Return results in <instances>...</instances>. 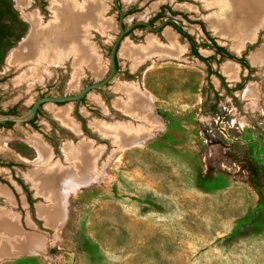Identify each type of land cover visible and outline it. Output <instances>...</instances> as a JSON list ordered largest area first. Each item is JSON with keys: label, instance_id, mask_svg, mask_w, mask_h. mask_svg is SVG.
<instances>
[{"label": "rangeland", "instance_id": "rangeland-1", "mask_svg": "<svg viewBox=\"0 0 264 264\" xmlns=\"http://www.w3.org/2000/svg\"><path fill=\"white\" fill-rule=\"evenodd\" d=\"M27 1L21 8L17 0H0L1 112L15 109L21 116L40 98L75 96L103 81L120 23L127 30L153 19L157 31L133 27L124 35L118 71L104 87L79 101L43 104L33 124L0 128V186L9 192L21 230L43 243L36 252L0 256V264H264V8L252 33L237 43L216 31L223 16L201 0H101L110 27L104 34L89 31L100 74L84 68L73 87L72 58L48 65L41 83L21 81L29 67L7 64L31 32L28 15H38L44 26L51 22L48 0ZM170 23L191 36L204 61H196ZM166 31L183 49L180 56H153L132 66L120 55L124 43L141 47L147 38L165 48ZM227 65L233 74L226 73ZM116 85L135 87L150 102L154 124L140 142L118 146L93 127L140 125L116 108L126 98ZM59 109L68 112L76 132L55 118L52 110ZM32 136L62 167L68 165L65 145L85 141L100 151L86 184L60 188L62 220L55 228L38 217L37 205L46 200L27 178L39 162ZM6 207L0 196V209Z\"/></svg>", "mask_w": 264, "mask_h": 264}, {"label": "bare ground", "instance_id": "bare-ground-1", "mask_svg": "<svg viewBox=\"0 0 264 264\" xmlns=\"http://www.w3.org/2000/svg\"><path fill=\"white\" fill-rule=\"evenodd\" d=\"M48 1L51 22L44 26L38 15L29 13L30 15L26 19L31 24V32L27 39L21 42L19 48L10 53L7 64L15 67H29L28 73L23 75L21 81L30 80L41 83L46 78V75L49 76L46 71L48 65L61 66L66 59L70 60L72 58L74 72L70 86L76 87L84 68L88 69L94 76L100 74L101 68L97 62L99 55L96 54L97 56L95 57V50L89 43L91 34L89 31L96 29L104 34L110 25L102 17L103 5L101 0H83L82 3H77L76 0ZM201 1L205 3L206 7L215 8L222 14L223 20L218 23L219 26L216 31L228 33V35L232 36V40H237V43L241 36L254 30V23H256V20L259 21L261 19L260 13L263 12L261 10L264 8V0ZM27 2V0H17L21 8L25 7ZM211 25L214 27V23ZM172 34V32H164L167 40L165 48L161 47L160 43L155 40L147 38L146 45L144 44L145 46L141 47L134 46L131 43H124L121 47L120 55L132 61V66H137L140 61L149 60L153 56L164 57L166 54L172 56L173 53L178 56L177 52L180 53L183 49L180 50L179 46H176V40L174 34ZM241 43L245 45V41ZM252 61L259 63L257 60ZM227 67L228 65L226 66V69H228L226 73L233 74V68ZM115 89L126 97L125 100L122 99L123 101L115 104L116 108L136 119L140 122V125L132 127L127 124L106 125L98 122L92 123L93 127L101 136L110 138L113 140V144L118 146L130 145L144 140L146 135L149 134V132L146 133V130H148L146 126L153 127L152 124H154L150 117L151 105L149 100L136 91L135 87L130 88L127 86L123 88L116 85ZM249 93V96L253 98V91L249 90ZM255 96L256 94H254L253 100L256 98ZM52 111L56 119L70 130L76 132L78 127L76 128L72 119L68 117L66 110ZM28 139H30L38 152L39 162L34 166L32 172L29 171L27 178L36 194L46 200L45 205H37V214L38 217L45 221L46 226L55 228L62 220L60 188L72 182L86 184L92 178V174L96 172L94 163L97 164L95 160L96 157L98 158V152L100 151L93 150L92 146H90L91 143L88 144L85 141L75 147L70 146V144L65 145L63 148L64 160L68 162V165L62 167L56 162L52 163L53 159L51 162L53 156L49 150L50 148L43 143L42 139L34 136ZM0 196L6 198L7 205L6 208L0 209V256H12L22 252L38 251L43 247L41 239L34 234H28L21 230L17 217L11 212L9 192L3 186H0Z\"/></svg>", "mask_w": 264, "mask_h": 264}, {"label": "flooded vegetation", "instance_id": "flooded-vegetation-1", "mask_svg": "<svg viewBox=\"0 0 264 264\" xmlns=\"http://www.w3.org/2000/svg\"><path fill=\"white\" fill-rule=\"evenodd\" d=\"M102 2V1H101ZM115 3H116V6L117 7H119V4H118V1H115ZM116 6H114L115 8H116V10L119 12L120 10L116 7ZM13 9H14V7H13ZM15 10H19V9H17V8H15ZM20 11V10H19ZM103 13H104V8H103ZM120 14V19L119 20H121L122 19V16H123V14L122 13H119ZM133 17H131L130 18V20L132 19ZM153 20V19H152ZM150 21L149 23H147V25H144L143 23H136L135 25H133L132 27H130L129 29H127V30H124L123 29V27H122V25H121V23L119 24V26H118V29H119V33H118V37H117V39H115V41H114V44H113V46H112V49H113V47L114 46H116L115 47V53H114V67H115V73H114V76L116 75V73H117V71H118V69H117V63H116V59L118 58V47H119V44L121 43V41L124 39V35L128 32V31H132V30H134V28L133 27H136V28H138V27H140V28H143V27H147V28H149V29H151V32H155V31H157L156 29H154L153 27H152V22L153 21ZM168 25H170L173 29H174V31L172 30V28L170 29L176 36H179V37H181V38H184L185 40H187V43H188V45H189V47H190V53H191V55L193 56V57H196V61H198V59L199 60H201V61H204V58L203 57H201V55L199 54V52H198V50H197V48H196V45H195V42L193 41V39L191 38V36L188 34V33H186L183 29H181V28H179V27H177V26H175L174 24H168ZM133 28V29H132ZM169 29V28H168ZM164 37V36H163ZM158 43L160 42V41H157ZM162 44V43H161ZM112 49H111V51H112ZM215 51L216 52H220L221 50H220V48H218V47H216L215 48ZM110 56H111V52H110ZM110 56H109V64H110ZM175 56H177V55H175L174 53L172 54V56H168L167 54L164 56V57H175ZM109 72H111V64H110V71ZM43 98H45V97H43ZM40 99H42V98H40ZM81 100V99H80ZM35 103V102H34ZM33 103V104H34ZM33 104L30 106V108L33 106ZM43 104H45V103H43ZM43 104H41L40 106H39V108L36 110V112H35V114H34V116L29 120V121H26V122H12V121H2V122H0V128H2V129H9L10 127H12L15 123H17V124H23V125H26V124H33V121H34V118L36 117V115L40 112V108H41V106L43 105ZM58 104H60V103H58ZM57 105V104H56ZM29 108V109H30ZM28 109V110H29ZM27 110V111H28ZM4 116H13V117H19V114L17 113V112H15V109H10V110H7L6 112H1V110H0V117H4ZM3 162L2 161H0V165L2 164ZM6 166H8L7 168H9V163H6ZM16 182L18 183V185H19V188L21 189V191L23 192V193H25V187H24V183L22 182V180L21 179H16ZM26 199V198H25ZM19 205V202L17 201V206Z\"/></svg>", "mask_w": 264, "mask_h": 264}, {"label": "water", "instance_id": "water-1", "mask_svg": "<svg viewBox=\"0 0 264 264\" xmlns=\"http://www.w3.org/2000/svg\"><path fill=\"white\" fill-rule=\"evenodd\" d=\"M115 47L116 46L113 47V49L111 51V56H110L111 72L103 81L86 87L85 89H83V91L81 93H79L78 95H75V96L45 97V98L39 99L23 115H21L19 117H13V116L0 117V122H2V121H12V122L29 121L34 116V114H35L36 110L39 108V106L43 103L58 104V103L79 101L80 99L85 97L89 93V91L100 89V88L104 87L114 77V73H115V67H114Z\"/></svg>", "mask_w": 264, "mask_h": 264}, {"label": "trees", "instance_id": "trees-1", "mask_svg": "<svg viewBox=\"0 0 264 264\" xmlns=\"http://www.w3.org/2000/svg\"><path fill=\"white\" fill-rule=\"evenodd\" d=\"M9 9V8H8ZM221 50V49H220Z\"/></svg>", "mask_w": 264, "mask_h": 264}]
</instances>
